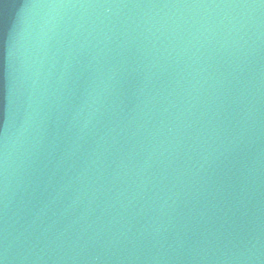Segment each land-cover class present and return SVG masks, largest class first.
I'll list each match as a JSON object with an SVG mask.
<instances>
[{
    "label": "water",
    "instance_id": "1",
    "mask_svg": "<svg viewBox=\"0 0 264 264\" xmlns=\"http://www.w3.org/2000/svg\"><path fill=\"white\" fill-rule=\"evenodd\" d=\"M0 264H264V0H0Z\"/></svg>",
    "mask_w": 264,
    "mask_h": 264
}]
</instances>
